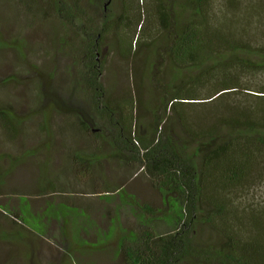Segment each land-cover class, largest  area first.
Listing matches in <instances>:
<instances>
[{
    "label": "rangeland",
    "instance_id": "obj_1",
    "mask_svg": "<svg viewBox=\"0 0 264 264\" xmlns=\"http://www.w3.org/2000/svg\"><path fill=\"white\" fill-rule=\"evenodd\" d=\"M65 1L77 4L68 19L64 9L58 13L47 0H0V109L10 115L9 126L14 129L10 135L0 122V171L6 173L0 191V264H123L117 252L120 236L129 231L138 233L141 207L162 211L164 206L147 174L137 164L127 162L130 153L114 155L118 115L108 116L103 105L106 101L114 106L126 97H135L134 112L140 116L141 130L151 136L157 125L144 109L151 110L166 93L188 87L200 74L195 69L175 70L168 56L175 22L185 24L189 19L185 0L169 1L170 28L166 31L160 23L153 26L151 48L145 45L143 34L155 21L152 13L156 3L145 6L143 0H131L124 5V0H109L112 23L121 25L127 6L131 27L118 37L125 55L120 53L114 34H119L118 27L100 43L94 67L103 99L95 100L84 77L85 31L91 25L93 30L102 28L107 0ZM212 7L217 21L230 23L233 19L244 26L249 21L247 39L256 44L262 41L264 0H212ZM148 14V26L136 44L132 34L135 30L138 34L140 28L134 26L139 16L143 20ZM91 35L89 32V41ZM227 59L263 61L245 53ZM249 81L252 87L264 86V71ZM211 84L196 86V93H211ZM254 97L242 94L234 100L231 96L228 102L231 106L236 101L253 104L251 107L259 102L257 108L263 109L264 99ZM155 105L153 111L162 119L163 107ZM218 109L212 104H194L185 106V113L203 125L213 123ZM173 122L170 118L159 124L162 132L181 135ZM76 157L88 159L90 176L78 179L73 169ZM253 181L248 190L238 193L239 203L245 209L264 208V184ZM95 188L102 193L95 194ZM156 214L151 216L152 232L168 233L170 226L160 214L155 220ZM198 233L202 242L219 239L207 228H198Z\"/></svg>",
    "mask_w": 264,
    "mask_h": 264
},
{
    "label": "trees",
    "instance_id": "obj_2",
    "mask_svg": "<svg viewBox=\"0 0 264 264\" xmlns=\"http://www.w3.org/2000/svg\"><path fill=\"white\" fill-rule=\"evenodd\" d=\"M124 1V5L126 1L131 3V0ZM47 2L58 13L64 9L66 19L74 15L77 7V4L69 5L65 0ZM147 2L156 3L152 13L156 14L155 21L143 34L145 45L151 48L154 46L153 26L160 23L167 31L172 17L171 14L169 18L166 16L163 0H143L145 6ZM185 6L189 19L185 24L175 22L174 35L167 45L168 56L175 70L195 69L200 74L195 82L188 84L189 88L176 89L172 94L166 93L165 97L157 99L154 104L155 107H163L162 119L157 110L153 111L154 104L151 110L144 109L146 114L150 112L153 123L157 125L152 135L141 130L140 116L134 112L133 101L137 105L135 97H126L122 103H113L114 106L105 101L102 108L108 116L118 115L114 155L118 157L125 151L130 153L127 162L137 164L147 174L153 188L160 193L164 206L162 211H155L147 205L141 207L138 233L124 232L118 240L117 252L122 256L123 264H264V208L245 209L239 203L238 194L249 189L251 179L264 184V108H257L261 105L259 102L256 107L238 101L231 106L228 102L231 96L237 100L242 94L264 99V86L252 87L249 81L255 73L264 71V35L256 44L246 37L249 21L244 26L233 19H229L230 23H225L226 19L222 22L214 19L212 0H185ZM124 8L120 26L107 18L100 30H93L91 25L85 31L84 77L93 89L95 100H102L103 92L97 82L98 71L94 65L97 64L100 43L112 28L118 27L119 34H114L120 53L125 55L118 38L131 27L127 6ZM138 19L134 27L140 28L139 33L135 30L132 34L133 41L137 39L136 44L148 26L146 21L150 15L143 20L141 16ZM89 32L93 36L91 41ZM240 53L257 55L263 61L227 59ZM206 83H212L209 88L213 91L204 96L197 94L195 87ZM206 103L219 108L213 123L201 125L199 119L191 121L185 113V106ZM257 110L260 112L256 116ZM126 116L129 120L125 119ZM170 118L174 119L173 123L181 135L162 132L159 124ZM11 120L10 115L0 109V122L10 135L14 132L9 126ZM75 160L73 169L79 180L92 174L87 158L76 157ZM93 163L91 161L90 164ZM5 175L0 171V191ZM94 193L102 191L95 188ZM154 213L160 214L159 218L170 226L168 233L158 235L152 232L151 216ZM2 214L0 209V218ZM12 215L19 219L16 213ZM198 228L209 229L219 239L213 243L202 242Z\"/></svg>",
    "mask_w": 264,
    "mask_h": 264
},
{
    "label": "flooded vegetation",
    "instance_id": "obj_3",
    "mask_svg": "<svg viewBox=\"0 0 264 264\" xmlns=\"http://www.w3.org/2000/svg\"><path fill=\"white\" fill-rule=\"evenodd\" d=\"M170 0H165L164 2V9H165V13L166 16H168L169 18V14H171V2H169ZM108 3L109 0H107L105 3H103V21H106L108 18ZM166 21H167V17H166ZM169 22V19H168Z\"/></svg>",
    "mask_w": 264,
    "mask_h": 264
}]
</instances>
